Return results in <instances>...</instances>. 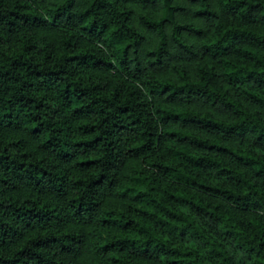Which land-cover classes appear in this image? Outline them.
<instances>
[{
    "label": "trees",
    "instance_id": "16d2710c",
    "mask_svg": "<svg viewBox=\"0 0 264 264\" xmlns=\"http://www.w3.org/2000/svg\"><path fill=\"white\" fill-rule=\"evenodd\" d=\"M190 1L0 0V264H264V0Z\"/></svg>",
    "mask_w": 264,
    "mask_h": 264
},
{
    "label": "rangeland",
    "instance_id": "374dc122",
    "mask_svg": "<svg viewBox=\"0 0 264 264\" xmlns=\"http://www.w3.org/2000/svg\"><path fill=\"white\" fill-rule=\"evenodd\" d=\"M172 2L178 3L182 5L181 9H177L174 11L173 16L178 22L182 21H190L193 22L203 29V33L201 34H195L193 32L184 31L183 35L187 39L188 42H191L194 45V48L198 45V42L201 38V36L208 32L211 28V21H207L204 18L195 15L192 13V8L194 6V3L190 0H171ZM82 0H75V5H80ZM212 3H214V0H211ZM130 6L132 7V22L141 28L144 31L145 39L142 42L141 47L145 49L146 47L151 46L153 40H154V34L147 29H145L141 24H139L136 20V14L141 11H145L153 16H157L159 13V3H154L152 5H146V6H140L137 2H131ZM165 28L167 32L169 31L168 25H165ZM171 53L164 58L163 63L158 67H151L146 66L147 70H151L152 72L158 74V75H167V76H176L175 67H182L184 68L189 74L194 73V67L196 63L205 61L207 65H214V61L211 59L206 60L205 58H202L198 55V53L190 54L185 53L179 49H177L175 46H170ZM218 80L222 85L231 87L228 85L227 82H225L221 77H218ZM185 104H189L192 107H195L199 110H208L211 113L218 115V116H224V110L217 105L208 104L204 102H185L182 101Z\"/></svg>",
    "mask_w": 264,
    "mask_h": 264
}]
</instances>
